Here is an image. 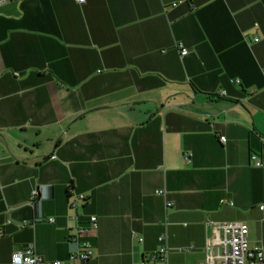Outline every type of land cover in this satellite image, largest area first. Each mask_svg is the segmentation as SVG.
<instances>
[{"label": "crops", "instance_id": "1", "mask_svg": "<svg viewBox=\"0 0 264 264\" xmlns=\"http://www.w3.org/2000/svg\"><path fill=\"white\" fill-rule=\"evenodd\" d=\"M263 67L264 0H0V264H141L230 220L264 250Z\"/></svg>", "mask_w": 264, "mask_h": 264}, {"label": "built area", "instance_id": "2", "mask_svg": "<svg viewBox=\"0 0 264 264\" xmlns=\"http://www.w3.org/2000/svg\"><path fill=\"white\" fill-rule=\"evenodd\" d=\"M80 3L85 0H76ZM172 4H176L175 2ZM257 40V38H254ZM180 55L187 53V48L179 43L178 47ZM264 74V67L262 68ZM221 143L225 141L224 136H220ZM55 155L52 157L54 158ZM56 158V157H55ZM188 158V155H186ZM249 159L255 164L256 167L264 169V160L260 159L256 153H250ZM38 193L37 190L33 192L35 197ZM156 194H165L164 190H156ZM85 197L81 194L75 196L69 201L70 208H77L79 202L84 200ZM168 206L171 203H168ZM76 217V216H75ZM54 221L53 218L50 219ZM27 224V222L25 223ZM98 228V220L96 215L90 216L88 225H80L70 239L79 245V249L72 257L80 258V260H89L93 256V243L90 240V231ZM164 235H160L158 239H164ZM248 225L239 220H230L222 222L217 225L216 231L211 238L206 240L205 261L204 264H264V250L261 246H251L248 242ZM141 240V239H140ZM188 249V248H187ZM185 249V250H187ZM170 247L163 245L158 249L157 255L143 261L141 264H168L167 255ZM178 251H183L180 248ZM160 262H156L157 259ZM152 260L155 262L151 263ZM11 264H63L60 260L47 261L43 256L37 254L32 245H29L24 251L16 252L13 254Z\"/></svg>", "mask_w": 264, "mask_h": 264}, {"label": "rangeland", "instance_id": "3", "mask_svg": "<svg viewBox=\"0 0 264 264\" xmlns=\"http://www.w3.org/2000/svg\"><path fill=\"white\" fill-rule=\"evenodd\" d=\"M169 247L171 248L168 257L171 264H204V248L196 247L192 244H183L181 241L170 243ZM180 247L183 250L182 252L177 250Z\"/></svg>", "mask_w": 264, "mask_h": 264}]
</instances>
